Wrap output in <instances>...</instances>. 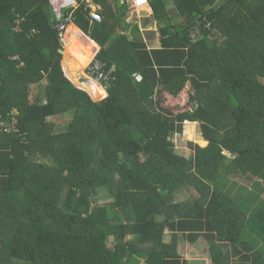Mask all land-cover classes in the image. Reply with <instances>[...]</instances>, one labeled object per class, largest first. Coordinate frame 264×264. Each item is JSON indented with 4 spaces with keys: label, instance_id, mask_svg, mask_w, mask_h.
I'll return each instance as SVG.
<instances>
[{
    "label": "trees",
    "instance_id": "1",
    "mask_svg": "<svg viewBox=\"0 0 264 264\" xmlns=\"http://www.w3.org/2000/svg\"><path fill=\"white\" fill-rule=\"evenodd\" d=\"M54 1L0 0V264H188L181 245L201 242L211 264H264V206L229 193L235 174L264 184V0H151L153 48L99 0L103 22L76 13L99 45L71 26L67 75ZM100 48L95 101L79 76ZM187 89L193 112L164 106ZM187 122L206 142L190 157Z\"/></svg>",
    "mask_w": 264,
    "mask_h": 264
},
{
    "label": "rangeland",
    "instance_id": "2",
    "mask_svg": "<svg viewBox=\"0 0 264 264\" xmlns=\"http://www.w3.org/2000/svg\"><path fill=\"white\" fill-rule=\"evenodd\" d=\"M173 8V4L170 3L169 9ZM172 21H178V18L175 15H171ZM128 21H138L140 23V27L143 33L145 40L148 42L150 47H159L161 34L160 27L161 25L158 22L147 15H130L128 17ZM83 41V40H82ZM85 43V42H84ZM86 45V43H85ZM68 46V43H67ZM67 57V50L65 52V56L63 57V66ZM94 58V57H93ZM93 60V59H92ZM91 63V62H90ZM89 63V65H90ZM88 65V66H89ZM88 66L84 69V77L86 76V70ZM82 76V74H81ZM81 81V79H79ZM88 87L90 84V92L93 94L92 88L94 87V81L89 80L88 78L82 80ZM40 87L34 86L33 94L37 95ZM187 95H170V93L163 92V100L165 103V107L173 108L174 111H189L193 112L197 104L195 100H193L192 93L189 89L186 90ZM93 97V96H92ZM95 101H101L103 99H95ZM105 99V98H104ZM35 99L34 101H36ZM55 122L59 126V131H62L67 125V121L70 120V116H57L50 119ZM175 147L177 153L182 156L190 157L192 155V150L190 148V143H200L206 144L202 137L201 126L199 123L195 122H187L184 128V133L182 135H176L174 138ZM235 174V173H233ZM235 185H233L232 192L229 193L237 200L241 202H247V209L250 214H253L257 209L264 206V184L260 181H256L250 179L248 176L242 174H235L234 176ZM112 201L111 194L106 190L102 189L99 196L95 197V205H107ZM113 246V245H111ZM180 254L184 261L188 262V264H211V260L208 256V247L206 243H199L195 246L189 245H181Z\"/></svg>",
    "mask_w": 264,
    "mask_h": 264
},
{
    "label": "built area",
    "instance_id": "3",
    "mask_svg": "<svg viewBox=\"0 0 264 264\" xmlns=\"http://www.w3.org/2000/svg\"><path fill=\"white\" fill-rule=\"evenodd\" d=\"M120 2L122 6H127L130 9V15H147L154 20V9L151 0H115ZM84 9L88 12L93 23L103 22V6L99 0H63V5L55 10L60 31V39L64 46V51L67 49V39L70 27L74 25L82 33L83 42H95L88 34L76 24L77 11ZM132 22V21H130ZM138 22V21H135ZM139 23V22H138ZM140 24V23H139ZM88 39V41H86ZM96 43V42H95ZM101 48L95 52V56L86 70V76L89 80L97 82L104 90L108 92V85L112 81V76L106 72L105 64L98 58ZM107 85V86H106ZM94 88V87H93ZM91 95V93H90ZM93 96V95H91ZM107 96V97H108ZM106 97V98H107ZM93 98V97H92ZM104 100V99H103ZM102 101V100H101ZM10 132V130H6Z\"/></svg>",
    "mask_w": 264,
    "mask_h": 264
},
{
    "label": "crops",
    "instance_id": "4",
    "mask_svg": "<svg viewBox=\"0 0 264 264\" xmlns=\"http://www.w3.org/2000/svg\"><path fill=\"white\" fill-rule=\"evenodd\" d=\"M61 4L63 5V0H55L54 1V9L56 10L57 8H59L60 6H61ZM73 26V25H72ZM97 43V42H96ZM98 44V43H97ZM99 45V44H98ZM101 47V46H100ZM65 56V53L63 54V57ZM63 68H64V71H65V73H66V69H65V66H63ZM66 75H67V73H66ZM87 77H84V75H80L79 76V79H81V82H82V80L83 79H86ZM72 80V79H71ZM73 81V80H72ZM73 83H74V81H73ZM75 84V83H74ZM85 84V83H84ZM76 85V84H75ZM86 85V84H85ZM89 85V87H91V85L90 84H88ZM77 86V85H76ZM97 86H99L98 84H97V82H95L94 81V88L95 87H97ZM80 88V87H79ZM82 89V88H81ZM83 90H85V89H83ZM86 91V90H85ZM88 92V91H87ZM89 93V92H88ZM90 94V93H89Z\"/></svg>",
    "mask_w": 264,
    "mask_h": 264
},
{
    "label": "water",
    "instance_id": "5",
    "mask_svg": "<svg viewBox=\"0 0 264 264\" xmlns=\"http://www.w3.org/2000/svg\"><path fill=\"white\" fill-rule=\"evenodd\" d=\"M61 52H62V54H64V53H65V51H64V50H62Z\"/></svg>",
    "mask_w": 264,
    "mask_h": 264
},
{
    "label": "clouds",
    "instance_id": "6",
    "mask_svg": "<svg viewBox=\"0 0 264 264\" xmlns=\"http://www.w3.org/2000/svg\"><path fill=\"white\" fill-rule=\"evenodd\" d=\"M102 49V48H101ZM66 74V73H65ZM68 77V76H67ZM69 78V77H68ZM70 79V78H69ZM71 80V79H70Z\"/></svg>",
    "mask_w": 264,
    "mask_h": 264
}]
</instances>
